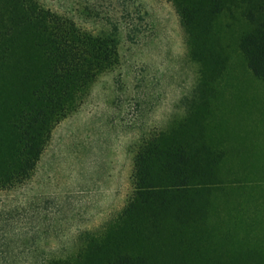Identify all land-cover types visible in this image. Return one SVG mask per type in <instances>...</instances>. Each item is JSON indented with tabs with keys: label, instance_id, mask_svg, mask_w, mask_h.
<instances>
[{
	"label": "rangeland",
	"instance_id": "1",
	"mask_svg": "<svg viewBox=\"0 0 264 264\" xmlns=\"http://www.w3.org/2000/svg\"><path fill=\"white\" fill-rule=\"evenodd\" d=\"M37 1L108 39L112 60L75 92L27 178L0 188V264H31L15 249L60 254L102 236L153 264H264V79L240 48L247 6ZM140 156L146 173L189 178L153 214L122 217Z\"/></svg>",
	"mask_w": 264,
	"mask_h": 264
},
{
	"label": "trees",
	"instance_id": "2",
	"mask_svg": "<svg viewBox=\"0 0 264 264\" xmlns=\"http://www.w3.org/2000/svg\"><path fill=\"white\" fill-rule=\"evenodd\" d=\"M176 2L183 6L182 0ZM238 4L247 6L253 24L242 36L240 48L252 71L264 79V0H238ZM111 47L108 39L81 33L37 0H0V188L27 178L50 129L66 114L75 92L110 65ZM155 151L165 155L166 163L180 168L184 163L178 158L170 161L169 152ZM136 165L134 193L122 217L141 209L152 213L157 203L164 204L177 180L189 178L182 171L183 176L178 171L171 176L146 173L140 167L144 165L141 156ZM158 178H169L172 183L163 184L165 179ZM113 245L106 236L85 237L80 249L60 254L15 249L12 257L26 263L31 260V264H153L140 250ZM2 252L1 260L6 261Z\"/></svg>",
	"mask_w": 264,
	"mask_h": 264
}]
</instances>
